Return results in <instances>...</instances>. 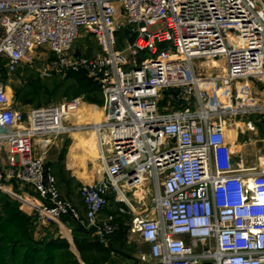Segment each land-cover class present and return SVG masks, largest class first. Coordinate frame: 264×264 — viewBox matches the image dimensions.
I'll list each match as a JSON object with an SVG mask.
<instances>
[{"label":"built area","instance_id":"1","mask_svg":"<svg viewBox=\"0 0 264 264\" xmlns=\"http://www.w3.org/2000/svg\"><path fill=\"white\" fill-rule=\"evenodd\" d=\"M87 35L99 45L92 54L74 48ZM222 57V73L202 69ZM24 65L41 77L84 71L104 89V116L76 123L81 98L19 107L2 77ZM263 72L264 0H0V188L30 184L38 221L71 215L107 243L118 229L109 193L142 184L149 203L129 197L119 209L133 214L154 264H264V155L254 166L236 160L223 118L233 86ZM170 88L184 106L160 107ZM251 111L264 120V105ZM97 123L105 177L80 186L82 214L41 151Z\"/></svg>","mask_w":264,"mask_h":264},{"label":"rangeland","instance_id":"2","mask_svg":"<svg viewBox=\"0 0 264 264\" xmlns=\"http://www.w3.org/2000/svg\"><path fill=\"white\" fill-rule=\"evenodd\" d=\"M118 37L120 40L125 37H129L128 28L120 29ZM74 48L76 51L92 54L93 52L99 50V45L93 37L87 35L80 37L75 42ZM142 56L149 57L150 53L148 51H144ZM203 61L202 69L205 71L207 70L206 73L208 75L220 74L223 72V57L207 58ZM67 75L68 73L65 75L59 74L49 77H41L38 72L31 69L29 66L24 65V68L20 67L16 72L10 75H8L5 71L2 79L10 86V91L14 98L16 97V92L21 89L23 98H31L29 102L24 103L21 101L22 104H24V108L62 102L73 98H81L82 102L80 107L74 114L76 123H92L100 120V118L104 116V89L101 87L104 97L103 104L91 103L85 100L83 95L73 96L71 94H67L65 93V90L72 80ZM246 81L250 85V92L247 96L241 95L243 99H239L236 97L237 89H240L241 93L242 84ZM36 82L38 85H35V87L32 84H36ZM233 90L234 97L232 100L226 101L224 99L225 102L223 105L224 107H227V109L223 118L228 126V134L232 141V149L235 152L234 154L236 160L241 161L242 159L246 166H254L258 164L259 158L264 155V120H262L261 111L252 112L251 110L252 108L264 105V73L259 76H251L241 80L233 86ZM211 94L212 98L215 100L217 93L211 91ZM172 96H174L173 92L167 97L165 95L163 98L168 100V98L172 99ZM164 104H166V101L160 102V107L164 110L173 109L179 105L177 103L174 105L168 103L166 105ZM240 109L247 110L248 112L236 114L237 110ZM100 147L99 134L92 128L75 130L61 137L53 138V140L50 141L46 147L42 148L43 151L41 152H45L44 155L46 162L51 164L52 170L57 176L62 195L64 189H72L74 184L76 187H80L84 183H93L97 179L105 177L104 153ZM106 150L107 146L105 145V152ZM2 157H5V154H2ZM138 186V189H133V192L137 191L136 194L127 192L126 194L128 197L123 195L127 203H131L129 201V197L134 203H137L139 200L140 204L142 202L148 203L150 194H148L147 190H145L144 185L138 184ZM109 194V209L112 210L111 213L114 214L116 218V222L118 224L117 226L119 227L121 224L120 222H122L127 225L128 228L131 227L132 230V226L130 224L132 223L133 214L119 209L118 204L120 205L123 201L120 200L117 193ZM117 240L119 242L121 237L117 238ZM124 241V250L133 254L138 259L140 258V249L147 250L142 246L138 231H135L134 229L132 232H129ZM134 248H137L135 252Z\"/></svg>","mask_w":264,"mask_h":264},{"label":"crops","instance_id":"3","mask_svg":"<svg viewBox=\"0 0 264 264\" xmlns=\"http://www.w3.org/2000/svg\"><path fill=\"white\" fill-rule=\"evenodd\" d=\"M24 68V66H22ZM10 75V74H8ZM8 85V83H7ZM9 86V85H8ZM10 90V86L8 87ZM16 100V98H15ZM16 103L19 107L24 108V104L18 99ZM51 166V164L49 163ZM79 186V185H78ZM4 192H6L10 197L19 202L20 211L15 213V219L13 224H16L14 228H16L20 235L23 234L24 241H14V242H0V247L9 246L10 249L16 250L15 255H18L22 245L24 248L27 246L26 238H35L37 240L49 241L50 239H59L63 243H68L70 250L74 253L76 262H72L70 264H88L82 257L80 248L78 247V243L76 241V236L79 239V244L84 247H89L91 256L96 257V253L99 249L104 248L108 249L110 254L109 257L102 261L97 262L92 259L93 262L91 264H154L153 260L150 258V244L141 239L142 246L147 250L140 249V258H136L133 254H130L124 250L123 244L125 243L124 239L128 236L129 232H132L131 227L128 228V232L125 237H121V240L118 242L117 238H120V235L117 233L113 236V238L107 242L103 243L99 241L94 232L89 229H83L81 231L78 229L79 223L71 215H65L62 218L52 221V222H40L36 219V210L40 206L41 199L33 189V187L28 183H23L17 180H8L5 182L3 188H0ZM146 190V189H145ZM63 195L65 198L71 200L74 205L79 209V211L84 214L85 213V205L83 202V198L80 194V187H76L73 185V188H67L63 190ZM112 195V194H111ZM110 196V194H109ZM120 200H124L122 196H120ZM148 199V203H149ZM146 203V202H143ZM110 204V203H109ZM120 205H125V203H120ZM119 206V204H118ZM117 206V209H118ZM107 207L105 209L106 213H111V209ZM0 214L5 216L4 211L0 209ZM132 214V213H131ZM131 225V224H130ZM77 230V231H76ZM123 239V240H122ZM124 241V242H123ZM202 242H207L208 240L202 239ZM137 248H134V252ZM24 257L26 256V251ZM142 254L147 255V259H143L141 257ZM23 257V258H24ZM22 257L20 259H23ZM132 258V259H131ZM19 261V262H20Z\"/></svg>","mask_w":264,"mask_h":264},{"label":"trees","instance_id":"4","mask_svg":"<svg viewBox=\"0 0 264 264\" xmlns=\"http://www.w3.org/2000/svg\"><path fill=\"white\" fill-rule=\"evenodd\" d=\"M67 76L72 80L65 90V93L71 94L73 96L83 95L85 100L91 103H104L101 85L91 77H89L84 71H70ZM32 85L35 86L38 84L36 82V84L33 83ZM21 90H18L16 92V100L18 99L19 101H23L24 103L29 102L31 98H23V93L21 92ZM172 92L176 93V89H168L165 92L164 96L166 95L167 97ZM162 101H166V104L168 103L171 105H174L176 103L179 104L178 107H174L173 109L185 105V102L183 100L181 101L171 98H168L167 100L166 98H163ZM19 207L20 206L18 201L14 200L6 192L0 189V209L6 214L5 216L0 214V242L9 243L14 241H24L23 234L20 235L19 232L16 231L17 229L14 228L16 224H13V221L15 219L14 214L20 211ZM120 223L121 224L114 235L118 233L120 237H125L128 226L123 224L122 222ZM78 229L84 231L83 229L87 228L79 223ZM89 230L91 231V229ZM113 236L110 238V240L113 238ZM75 238L78 243L77 245L80 248L81 255L88 264H91V262H93L92 259L97 262H102L109 257V250L104 248L98 250V252L96 253V257H93V255L91 256L89 252V250L91 249L79 244V239L77 238V236ZM26 242V248H24V246L22 245V248L20 249L18 255H15L16 250L10 249L7 245L3 248L0 247V264H70L72 262H76L75 255L70 250L68 243H63L57 238L50 239L49 241H44L37 240L32 237H27ZM24 251H26L25 257ZM19 257L24 258L20 261Z\"/></svg>","mask_w":264,"mask_h":264},{"label":"bare ground","instance_id":"5","mask_svg":"<svg viewBox=\"0 0 264 264\" xmlns=\"http://www.w3.org/2000/svg\"><path fill=\"white\" fill-rule=\"evenodd\" d=\"M264 73V72H263ZM96 128H97V132H98V134H99V138L101 137V135H102V132L100 133L99 132V130H100V125H99V123H97V125H96ZM101 134V135H100ZM123 196V195H122ZM123 199H124V197H123ZM124 201H125V199H124ZM126 202V201H125Z\"/></svg>","mask_w":264,"mask_h":264},{"label":"water","instance_id":"6","mask_svg":"<svg viewBox=\"0 0 264 264\" xmlns=\"http://www.w3.org/2000/svg\"><path fill=\"white\" fill-rule=\"evenodd\" d=\"M202 264H213L212 261H204Z\"/></svg>","mask_w":264,"mask_h":264}]
</instances>
